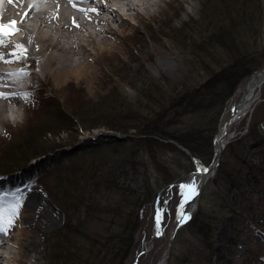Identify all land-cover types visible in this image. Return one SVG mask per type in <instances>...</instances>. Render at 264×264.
<instances>
[{"label": "rangeland", "instance_id": "obj_1", "mask_svg": "<svg viewBox=\"0 0 264 264\" xmlns=\"http://www.w3.org/2000/svg\"><path fill=\"white\" fill-rule=\"evenodd\" d=\"M189 1L196 2L197 8H190ZM236 2L238 5L233 0H188L186 12L176 1L166 5L155 17H147L143 22L133 19L131 34L122 43L123 51L99 56V76L93 80L71 78L73 82L55 90L50 84L48 89L35 91L25 100L18 133L10 140L0 141V192L19 188L25 196L23 209L28 197L37 192L52 208L55 222L41 227L33 236L39 242L41 264H78L81 246L92 245L94 237H115V233L120 237L122 223L125 222V230L126 227L128 230L133 228L132 219L128 222L133 213L129 207L126 210L128 219L123 221L118 207L120 203L126 207L134 201L146 205L135 232L136 238L127 255L125 248L121 264H159L163 260L170 235L180 224V205L184 202L180 184L152 190L151 199L146 193L149 184L163 182L174 168L180 173L174 181L188 179L195 170L190 153L172 139L163 141L175 143L177 150L185 151V155L174 151L171 145L160 144L153 149L148 147L149 144H143L145 147L141 145L138 152L139 147L133 142L135 138L130 137L137 135L133 129L126 133L102 126L87 130L77 118L75 124L58 117L81 107L86 113L87 125H90L98 119L93 116L96 114L93 110L99 109L94 108V104L101 101H104L102 107L113 106L122 111L121 107H137L147 114L153 107H162L157 104L160 94H164L162 99L168 104L174 93H186L198 81L202 83L205 77H212L223 65L234 60L243 50L242 46L250 43L257 47L259 42V48L246 59L247 64L255 70L263 69L264 0H247V6H239L241 2ZM234 5L239 10L228 13ZM240 17L258 23L254 24L253 33L247 23L237 28L236 19ZM36 35L37 31L32 39ZM161 54L176 63L164 66ZM28 77L34 81L30 75ZM246 80L247 77L239 86ZM146 89L152 90L153 94H144ZM235 95L222 108L220 125L224 124L228 105ZM199 116V113L177 116L175 119L182 123L176 126L184 127L186 122L196 124ZM231 128V142L223 152L218 171L202 188L192 219L177 229L170 264H264V82L254 109ZM109 132L123 140L99 135ZM96 135L101 136L97 141L89 140ZM62 145L66 146L56 151L58 156L42 158L37 154L56 150ZM215 146L214 140L212 149L204 152L201 162L204 167L212 161ZM20 153L26 155L20 159ZM100 165L109 167L100 172ZM122 166L124 170L120 171ZM112 171L120 177L125 174L130 177L129 185L136 191V196L128 190V185L107 188V177ZM82 175L87 180H79ZM160 191L158 212L163 214L160 220L162 234L153 239L157 225L156 200ZM196 196L197 192L191 199ZM201 215L208 217L213 225L218 223L217 230L208 238L196 234L191 227ZM26 222L33 220L26 219ZM79 241L85 243L79 245ZM151 244L150 250L139 254ZM29 248L34 249V246L29 245Z\"/></svg>", "mask_w": 264, "mask_h": 264}, {"label": "bare ground", "instance_id": "obj_2", "mask_svg": "<svg viewBox=\"0 0 264 264\" xmlns=\"http://www.w3.org/2000/svg\"><path fill=\"white\" fill-rule=\"evenodd\" d=\"M176 1L182 11L189 10L186 6L188 0H0V24L7 25L16 21L15 27L19 29L0 43V52L6 54L5 58H9L7 54L17 45L27 49L24 59L10 63L0 59V75L7 77L0 79V92L18 94L0 98V141L10 140L14 133H18L19 116L15 115L12 120L10 112L13 105L17 106L14 108L16 113L24 110L25 107L20 103L22 94L40 92L48 89L50 84L52 90L60 89L67 82H73L70 81L71 78L93 80L99 76L100 55L123 51L122 43L131 34L133 19L143 22L147 17H155L157 12L164 11L166 5H173ZM189 6L197 8L196 2L189 1ZM35 31L37 35L32 39ZM161 56L164 66L176 63L174 59L163 54ZM29 75L34 81L29 79ZM43 76L45 79H42ZM263 82L264 68L247 76L246 82L238 87L235 97L228 105L226 118L234 117L231 124L243 119L254 109ZM235 107H239L238 115L233 112ZM3 129L5 130L1 132ZM231 130V126L225 127L224 122L218 137L225 133V139L230 143ZM106 135L118 140L115 133L109 132ZM220 147L219 139L216 151ZM57 153L48 150L39 157L54 154L58 156ZM23 156L20 153V157ZM218 164H221V157L214 161L210 173ZM205 180L206 175L202 172L196 179L198 188ZM192 206L189 205V211ZM196 209L195 207L194 211ZM55 217L41 194L33 192L28 197L27 206L20 208L19 217L9 234L0 235V264H41L42 255L39 242L33 238L34 232L53 224ZM26 219L33 222H26ZM29 245H33L34 249L29 248ZM44 249L45 247L43 251ZM159 264H164V259Z\"/></svg>", "mask_w": 264, "mask_h": 264}, {"label": "trees", "instance_id": "obj_3", "mask_svg": "<svg viewBox=\"0 0 264 264\" xmlns=\"http://www.w3.org/2000/svg\"><path fill=\"white\" fill-rule=\"evenodd\" d=\"M233 1L236 4V1L241 2L239 6H247V0ZM256 1L259 2V0ZM237 5L229 8L231 10L228 11V13L231 14L232 12L239 10L237 9ZM240 18L241 19H236L237 28L240 29L241 26L244 27L247 23L249 30L253 33V26L254 24L258 25V23H253L252 21L244 19L243 17ZM239 31L241 32V30ZM238 47L239 45L236 47V50L238 49ZM251 47H254L251 43L249 46H242L243 50L239 54H237L233 61L223 65L220 71L214 73L212 77H205L204 82L199 83L198 81L196 85H193L188 91H186V93H174L170 99L171 101L169 100L170 102L168 104L164 103L162 99L164 94H160L157 99V104L159 103V107H162H153V110H148L147 114H144V112H142L141 109L137 107H129V109L121 107L122 109H124L123 111L113 106L102 107L104 101H101V103L96 102L94 104V108L99 109L93 110L94 114L96 113L93 116H96L98 118L97 121L102 120V122H97L95 120V123L87 125V116L86 113L83 112L84 109L81 107H79V110H73L68 114L63 112L58 118H63L64 122L66 121V123L71 121L75 123V119L77 118L79 122H81L84 129L87 130L102 126L106 127L107 129L126 133L133 129L137 132V135L133 134L131 139L135 138L133 142L137 143L139 147L138 152L140 146H144L143 144H149L148 147L151 149H153V147H158L160 144L162 146L171 145L173 146L174 151L178 152L179 154L182 153V155H185V151L183 152L180 149L179 152L177 150L178 146L175 143H164L163 141V139H172L173 141L181 144L183 147L189 150L192 155L197 157L201 156L200 159L203 160L202 156L204 155L206 149H212L213 139L219 126L221 110L225 106L226 101L233 95L239 84L255 70L254 66L247 64L246 59L257 52L259 48V42L257 47H254L252 49L253 51H251ZM143 92L144 94H153L152 90L148 92L146 89ZM114 93L115 92H113V94ZM175 113L178 114L175 116ZM186 113H199L200 119H196V124L194 122H186L184 124V127L176 126L182 122H178L175 118H177V116H183V114L186 115ZM98 150L101 149H97L96 151ZM44 151L37 152V154L41 155L40 153H43ZM29 156H31V154H29ZM190 156L191 155H189V158ZM190 159L192 160V156ZM193 166V168H195L194 163ZM100 167V172H104L109 166L104 167L103 165H100ZM123 168L124 167L122 166V170L120 171H123ZM175 169L176 168L171 170V176L166 177L163 182H159L157 185L149 184V190L146 193V195L150 197L149 199H151L152 197V190H157L159 187L167 185V182L169 184L178 177V175L180 174L179 170ZM119 175L120 174H115L114 171H112L108 175V183L106 184L107 188L116 189L122 185H128V190L132 191L131 194L136 196V191L131 189L132 186L129 185L130 177H128L127 174L121 175V177ZM144 176L146 180V175ZM170 177L172 178L170 179ZM81 179L87 180V178L83 175L79 177V180ZM131 194H129V196H132ZM138 198L140 197L138 196ZM129 205L125 207L120 203L118 210L121 213V219L123 221H126L128 219V217L126 216V210L128 211L129 207H131L132 213L134 215L132 214L133 217L130 218L128 222H130L132 219L133 228H130L128 230L126 227L125 230L123 227L125 226L124 222L122 223L123 226L121 225L123 228V233L122 235H120V237L119 234L117 235L116 233L114 235L115 237L108 235L104 239H98L94 237V243L92 245L88 244L87 248H83V246H81L80 253L77 254L78 264H121L122 255L125 248L127 255L133 245L134 239L136 238L135 232L138 228L140 216L143 209L145 208L144 205H146V203L142 202V204L140 205L139 201H134ZM137 208L139 209L137 210ZM133 210H136V213ZM134 218H136V220H134ZM217 224L218 223H214L213 225V223H209V218L205 215H201L193 222L191 227L193 230H195V233L208 238L214 233V230L217 229ZM210 225L212 226V228L210 227ZM76 228L80 229L79 226H77ZM77 234H80V232H77ZM79 242V245H83V243H85L82 241Z\"/></svg>", "mask_w": 264, "mask_h": 264}, {"label": "snow or ice", "instance_id": "obj_4", "mask_svg": "<svg viewBox=\"0 0 264 264\" xmlns=\"http://www.w3.org/2000/svg\"><path fill=\"white\" fill-rule=\"evenodd\" d=\"M16 21H11L9 24H0V43H3L5 38L12 33L19 31L16 25ZM27 49L22 45H17L16 48L12 50L11 53L7 54L9 58H5L6 54L0 52V59H5L6 63H10L13 60L24 59L26 56ZM7 77L0 75V79H5ZM18 95L15 93H5L0 92V98H10L11 96ZM33 93H26L27 98H31ZM196 170L199 172L207 171V169L200 163H197ZM180 195L182 199L186 202L192 197L196 192H198V185L196 183V176L193 175L189 181L183 182L179 185ZM25 199L24 194L18 188L15 191L0 192V235H7L10 229L15 225V221L19 217L20 208L23 206V200ZM181 214L180 221L184 222L185 219L190 218V213L184 211V204L180 205ZM163 218L162 212L157 214V234H162L161 228L159 226V221Z\"/></svg>", "mask_w": 264, "mask_h": 264}, {"label": "water", "instance_id": "obj_5", "mask_svg": "<svg viewBox=\"0 0 264 264\" xmlns=\"http://www.w3.org/2000/svg\"><path fill=\"white\" fill-rule=\"evenodd\" d=\"M233 112H234L235 115H238V114H239V107H235V110H234ZM233 119H234V117L229 118V119L227 120L226 124H225V127L230 126V124H231V122L233 121ZM225 136H226V135H225V133H224V134L221 135L220 137H217V141H218L219 139H220V141H221V147H220V150L217 151L218 154H216L214 161H215L216 159H218V158L221 157L222 152H223L225 146H226L227 143H228V139H225ZM119 138H122V137H119ZM122 139H123V138H122ZM213 165H214V164H213ZM213 165H211V166L209 167V169L206 171V173H210V172L213 170ZM193 175L196 176L197 173H193L192 176H193ZM192 176H191V178H192ZM184 205H185V204H184ZM155 234H156V233H154L153 237L155 236ZM172 236H174V232L172 233ZM171 245H172V239H171V241H170L169 249L167 250V252H166V254H165V257H164V264H168Z\"/></svg>", "mask_w": 264, "mask_h": 264}]
</instances>
